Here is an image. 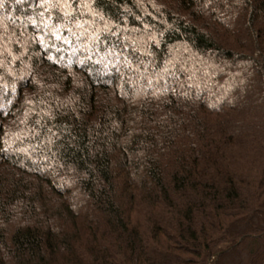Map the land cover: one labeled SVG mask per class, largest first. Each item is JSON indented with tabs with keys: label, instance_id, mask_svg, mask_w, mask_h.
Instances as JSON below:
<instances>
[{
	"label": "trees",
	"instance_id": "trees-1",
	"mask_svg": "<svg viewBox=\"0 0 264 264\" xmlns=\"http://www.w3.org/2000/svg\"><path fill=\"white\" fill-rule=\"evenodd\" d=\"M0 264H264V0H0Z\"/></svg>",
	"mask_w": 264,
	"mask_h": 264
}]
</instances>
